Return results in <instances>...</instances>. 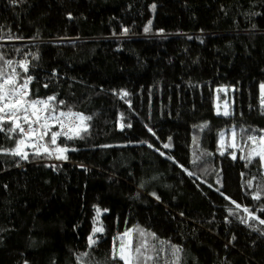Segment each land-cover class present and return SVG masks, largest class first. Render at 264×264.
<instances>
[{"label": "trees", "instance_id": "obj_1", "mask_svg": "<svg viewBox=\"0 0 264 264\" xmlns=\"http://www.w3.org/2000/svg\"><path fill=\"white\" fill-rule=\"evenodd\" d=\"M0 56L17 84L32 77L31 99L56 97L50 116L91 117L50 155L52 119L39 141L4 124L0 264H123L114 244L138 228L166 242L149 264L170 261V245L180 264H264V167L241 158L264 128V0H0ZM21 137L27 159L3 151Z\"/></svg>", "mask_w": 264, "mask_h": 264}, {"label": "snow or ice", "instance_id": "obj_2", "mask_svg": "<svg viewBox=\"0 0 264 264\" xmlns=\"http://www.w3.org/2000/svg\"><path fill=\"white\" fill-rule=\"evenodd\" d=\"M13 3H16V0H12ZM155 5H153V9ZM151 21H149V25ZM150 27H145V32H148ZM127 32V29L124 30ZM4 57L0 56V60H3ZM19 67L23 69L24 72L29 71V65L27 60L19 61ZM13 62L11 60H6L3 67H0V132L6 131L4 128V124L7 122H11V128L7 129L9 133L19 132L22 136H36L37 141L43 140V137L48 134L49 125L46 123L48 119H55L62 130L61 132H51V142L52 144H56L57 137L64 135L67 136L68 139L75 138H83L81 133H86L88 131V125L86 121L91 120L90 116H84L82 113L73 112L71 108L67 112H60L58 116L52 117L49 115L54 108L52 106V102L56 99L55 96H50L46 100L42 99H31L28 92V85L32 80L31 76H28L27 79L23 81L22 84H17V79L20 76V73L16 71L15 68H12ZM11 68V72H7V69ZM47 87V85H45ZM262 95H261V106L264 107V84L261 85ZM128 93L122 91L121 96H127ZM60 104H64V101H59ZM42 106V109H41ZM43 111L45 115L41 117L39 114L40 111ZM20 113H23L21 117ZM224 115H230L231 113L228 110H225ZM34 118V119H33ZM67 118V119H62ZM44 120V123H41V120ZM23 121V124L21 123ZM79 122V123H77ZM23 125H27V130ZM33 125H39V129H34ZM125 126L131 127V125H123L121 124V129ZM201 128L206 127V125H201ZM149 131H152L150 128ZM39 132L38 135L36 133ZM154 135V133H153ZM235 136V133H233ZM221 137H223V133H221ZM259 141L264 144V135H261ZM171 140V137H169ZM248 140L251 141L254 145L257 142V137L254 135H250ZM24 141L21 139L17 142V147L11 150H3L5 152H11L12 155L19 156L21 159H27V153L24 152L21 148V145ZM194 143L198 146V141L194 138ZM37 155H40L39 147L37 144ZM152 147V145H149ZM165 148L170 147V144H165ZM62 155L58 156V159H67L66 155L63 153L67 152V148H58ZM44 152L46 154H51L47 147L44 148ZM163 155V153H161ZM223 155V152H221ZM255 157H259L262 165H264V149L260 151H255V149L249 152L247 157L242 156V159H247L248 163H252ZM235 159V156H233ZM192 175V173H189ZM248 187H252V181H247ZM155 195V194H153ZM254 199H260V193L257 192L253 196ZM235 203V201H233ZM240 205H237L239 208ZM245 212L249 210L247 208L244 209ZM99 209H97V218L99 217ZM231 215H235V212H230ZM251 213H249V219H254ZM242 223H247V220L241 219ZM261 224H264V220H260ZM135 231L139 239L137 240L135 246H133V241L130 238L131 233ZM103 232L102 227H94L92 234L88 237V247L91 248L96 244L95 234ZM152 236L155 238V233H148L144 229H135L128 230L117 239L121 241L119 245V250L116 249L115 244L112 251V259H119L123 261V264H133L135 260V264H149L150 261L154 259V256L150 254L151 252H155L158 257L161 252H164L163 245L166 243L165 241H159L161 247L157 250L155 245L150 247L148 242V237ZM128 238L127 244L124 243L125 239ZM169 250L171 252L172 259L170 261H166L165 264H180V256L179 253L182 249L176 245H170ZM133 252L135 255H133ZM88 253H82L81 257L87 256Z\"/></svg>", "mask_w": 264, "mask_h": 264}, {"label": "rangeland", "instance_id": "obj_3", "mask_svg": "<svg viewBox=\"0 0 264 264\" xmlns=\"http://www.w3.org/2000/svg\"><path fill=\"white\" fill-rule=\"evenodd\" d=\"M264 84V82H260L259 83V94L260 96L262 95V89H261V85ZM221 91H225V89L223 87L219 88ZM229 105L230 103L228 102V99L227 97H225V94L222 96V98L220 100H217L216 101V108H217V111L219 112H222L224 113L225 110H228L229 111ZM261 135H264V128L260 129L258 135H254L257 137V142L256 144L254 145L251 141H249L247 144H246V149H245V156H248L249 152L253 151L255 149V151H260L262 149H264V144H262L260 141H259V137ZM23 140L24 143L21 145V148L22 150H24V148H26L29 143L26 141L25 138L21 137L19 140ZM52 147H49V150L51 151L54 147V144H51ZM243 151V149H242ZM244 153L242 152L241 155H243ZM259 158V157H258ZM261 162V161H260ZM262 164V162H261ZM264 167V165H262ZM127 244V242L125 243Z\"/></svg>", "mask_w": 264, "mask_h": 264}, {"label": "built area", "instance_id": "obj_4", "mask_svg": "<svg viewBox=\"0 0 264 264\" xmlns=\"http://www.w3.org/2000/svg\"><path fill=\"white\" fill-rule=\"evenodd\" d=\"M41 109H42V106H41ZM22 115H23V113H21ZM40 115L42 114V110L40 111V113H39ZM34 119V118H33ZM62 119H67V118H62ZM52 123L53 124H57L56 126H57V132H61V131H66V129L65 130H62L61 128H60V126H59V123L55 120V119H52ZM33 127H34V129H39V125H33ZM25 130H27V127H25ZM37 135L39 134V132H37L36 133ZM64 137H66V136H64V135H61V136H59V137H57V140H59L60 138H64ZM56 140V141H57ZM50 147H52V145L50 146ZM55 148V147H54ZM54 148L50 151V152H53V150H54ZM55 158H53V161H55L54 160Z\"/></svg>", "mask_w": 264, "mask_h": 264}]
</instances>
